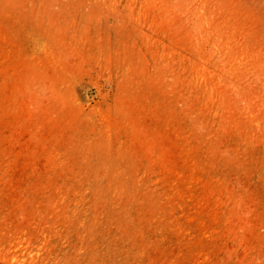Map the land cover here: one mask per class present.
<instances>
[{
    "label": "rangeland",
    "instance_id": "1",
    "mask_svg": "<svg viewBox=\"0 0 264 264\" xmlns=\"http://www.w3.org/2000/svg\"><path fill=\"white\" fill-rule=\"evenodd\" d=\"M0 264H264V0H0Z\"/></svg>",
    "mask_w": 264,
    "mask_h": 264
}]
</instances>
